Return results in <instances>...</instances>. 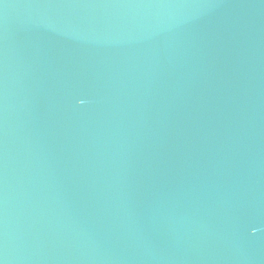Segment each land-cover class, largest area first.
I'll use <instances>...</instances> for the list:
<instances>
[{
    "label": "water",
    "instance_id": "water-1",
    "mask_svg": "<svg viewBox=\"0 0 264 264\" xmlns=\"http://www.w3.org/2000/svg\"><path fill=\"white\" fill-rule=\"evenodd\" d=\"M0 264H264V0H0Z\"/></svg>",
    "mask_w": 264,
    "mask_h": 264
}]
</instances>
